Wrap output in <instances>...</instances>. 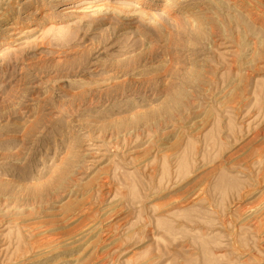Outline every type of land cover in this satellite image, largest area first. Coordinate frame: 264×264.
Instances as JSON below:
<instances>
[{"label":"rangeland","instance_id":"374dc122","mask_svg":"<svg viewBox=\"0 0 264 264\" xmlns=\"http://www.w3.org/2000/svg\"><path fill=\"white\" fill-rule=\"evenodd\" d=\"M0 264H264V0H0Z\"/></svg>","mask_w":264,"mask_h":264}]
</instances>
